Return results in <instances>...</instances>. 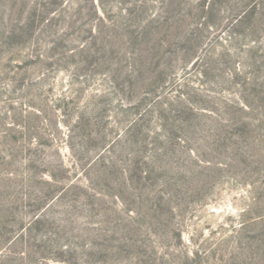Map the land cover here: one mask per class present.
<instances>
[{"label": "rangeland", "instance_id": "rangeland-1", "mask_svg": "<svg viewBox=\"0 0 264 264\" xmlns=\"http://www.w3.org/2000/svg\"><path fill=\"white\" fill-rule=\"evenodd\" d=\"M262 50L264 0H0V264H264Z\"/></svg>", "mask_w": 264, "mask_h": 264}, {"label": "trees", "instance_id": "trees-1", "mask_svg": "<svg viewBox=\"0 0 264 264\" xmlns=\"http://www.w3.org/2000/svg\"><path fill=\"white\" fill-rule=\"evenodd\" d=\"M253 13H254V16L255 15H257L258 13H257V7H254V9L251 11V14L253 15ZM244 20H245V17L240 21V22H244ZM254 31H257V35L259 34L258 33V30H254ZM260 59H262V61H264V50H262V53L260 54Z\"/></svg>", "mask_w": 264, "mask_h": 264}]
</instances>
